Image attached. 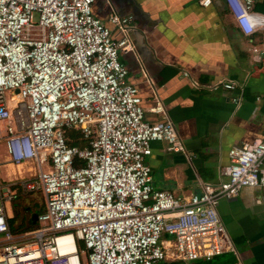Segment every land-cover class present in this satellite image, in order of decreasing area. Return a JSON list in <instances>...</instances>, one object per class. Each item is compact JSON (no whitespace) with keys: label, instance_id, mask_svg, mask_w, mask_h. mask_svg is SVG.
Segmentation results:
<instances>
[{"label":"built area","instance_id":"2783aa9c","mask_svg":"<svg viewBox=\"0 0 264 264\" xmlns=\"http://www.w3.org/2000/svg\"><path fill=\"white\" fill-rule=\"evenodd\" d=\"M93 1L0 0V138L11 163L37 165L0 184V264H189L234 252L216 205L243 187L264 189V134L230 147L219 180L198 192L153 188L150 142L186 152L160 100L153 96L149 111L162 119L144 120L127 81L119 54L132 51V16L110 12L108 26L92 14ZM254 1L223 3L243 35L237 4L253 14L263 38L250 52L262 57L264 12L253 10ZM191 85L213 91L236 83ZM231 101L237 106L240 96ZM68 130L82 146L68 144ZM35 191L43 198L35 222L46 225L12 231L4 203Z\"/></svg>","mask_w":264,"mask_h":264},{"label":"crops","instance_id":"0c3cea01","mask_svg":"<svg viewBox=\"0 0 264 264\" xmlns=\"http://www.w3.org/2000/svg\"><path fill=\"white\" fill-rule=\"evenodd\" d=\"M198 1L94 0L91 6L92 14L108 26L110 12L133 18L132 51L119 54L127 81L137 88L144 120L162 119L149 111L153 96L160 100L186 152H168L163 142L151 141L145 158L151 185L181 197L219 180L230 147L264 134V56L254 59L250 52L263 34L256 30L251 36L243 35L223 0H211L205 7ZM252 8L264 12V0H255ZM217 80H232L236 86L207 91L191 85ZM234 96H240L237 106L231 101ZM1 148L0 168L8 178L17 172L21 176L35 172L33 160L13 164L3 140ZM37 204L42 209L43 202ZM15 212L8 215L13 217L11 226ZM216 212L234 252L217 255L215 262L232 258L230 264H264V189L243 187L237 195L220 199ZM224 254L229 257L220 260Z\"/></svg>","mask_w":264,"mask_h":264},{"label":"rangeland","instance_id":"374dc122","mask_svg":"<svg viewBox=\"0 0 264 264\" xmlns=\"http://www.w3.org/2000/svg\"><path fill=\"white\" fill-rule=\"evenodd\" d=\"M33 17L35 20L37 15L34 14ZM0 128H1V126H0ZM0 134H3V133H1V130H0ZM1 142H2V139L0 138V160L3 157ZM35 165H36V163H35ZM41 167L43 170H47V166L43 162H41ZM36 171H37V165H36L35 172ZM18 174L19 173L17 172V175L14 174L10 178H8L6 170L3 167H1L0 168V184L1 185L2 184H9L12 181L21 180L22 177H27V176H21ZM42 199L43 198H42L41 193L38 191H35V192L27 194V195H21L17 200L11 201L10 203H7V202L4 203V208L6 210L7 215L12 216L13 212L17 211L16 219H15V222L13 225L14 230L21 231V230H24L27 228V220H26V216H25L26 214L24 212H27L28 214H31L32 212L39 213L41 209L37 208L38 207L37 203H40V202L42 203L43 202ZM26 207H29V208L27 210H25L24 208H26ZM44 225H46V223L34 222L33 226L31 228H36V227H40V226H44ZM167 239L172 240V236L168 235ZM222 257L227 258V257H229V254H224L223 256L220 257V260L223 259ZM79 258H80L82 263L85 262V256L82 255L81 253L79 254ZM199 260H200V262H198V260H197V262L196 263L194 262L193 264H201V262H202V264L203 263L208 264V261H204L205 259H199ZM216 260H217V258H214V260H212L209 263L210 264H217L215 262ZM223 260L225 261V262H223V264H230L232 261L230 258H229V260L228 259L227 260L223 259ZM173 264H180V263H173Z\"/></svg>","mask_w":264,"mask_h":264},{"label":"clouds","instance_id":"9594fccd","mask_svg":"<svg viewBox=\"0 0 264 264\" xmlns=\"http://www.w3.org/2000/svg\"><path fill=\"white\" fill-rule=\"evenodd\" d=\"M237 9L235 18L238 27H240L245 35L251 36L258 29L255 17L243 6L242 3L237 4ZM254 59H258V57H254Z\"/></svg>","mask_w":264,"mask_h":264},{"label":"trees","instance_id":"16d2710c","mask_svg":"<svg viewBox=\"0 0 264 264\" xmlns=\"http://www.w3.org/2000/svg\"><path fill=\"white\" fill-rule=\"evenodd\" d=\"M74 134H75V131H73V130H68V131H66V135L69 137V138H71V139H69L68 140V144L69 145H78V146H82L83 145V141L81 140V139H79L78 137H79V135L78 134H75V136H74ZM42 210V209H41ZM40 210V211H41ZM35 213H37V212H35ZM17 215V212H15V215H14V217ZM26 220H27V228L26 229H31V227L33 226V223H31V217H30V214H28L27 215V217H26ZM12 221H13V217H11V218H9L8 219V225H10L9 227H10V229L12 230V231H16V230H14L13 229V226H11V223H12ZM81 247V246H80ZM218 256H220V255H218ZM218 256H214L213 258H210V259H208L207 261H212V260H214V258H217ZM231 260L233 261V259L231 258ZM203 261V260H202ZM204 261H206V260H204ZM189 264H190V262H189Z\"/></svg>","mask_w":264,"mask_h":264},{"label":"water","instance_id":"95a60500","mask_svg":"<svg viewBox=\"0 0 264 264\" xmlns=\"http://www.w3.org/2000/svg\"><path fill=\"white\" fill-rule=\"evenodd\" d=\"M14 91L16 92L17 90H14ZM35 219H36V213H32L31 214V222L34 223L35 222Z\"/></svg>","mask_w":264,"mask_h":264},{"label":"bare ground","instance_id":"6f19581e","mask_svg":"<svg viewBox=\"0 0 264 264\" xmlns=\"http://www.w3.org/2000/svg\"><path fill=\"white\" fill-rule=\"evenodd\" d=\"M13 98L15 99V98H16V96L14 95V96H13Z\"/></svg>","mask_w":264,"mask_h":264}]
</instances>
